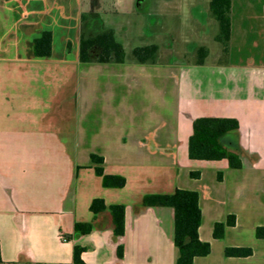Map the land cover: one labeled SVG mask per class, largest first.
<instances>
[{
	"label": "crops",
	"instance_id": "obj_1",
	"mask_svg": "<svg viewBox=\"0 0 264 264\" xmlns=\"http://www.w3.org/2000/svg\"><path fill=\"white\" fill-rule=\"evenodd\" d=\"M86 1L0 0L2 260L75 264L79 246L83 264H176L172 210L146 208L142 201L180 189L199 194V236L211 246L194 264H264V239L256 238L264 227V0H232L227 54L216 40L211 0H147L152 29L164 42L187 46L183 55L207 48L203 65L179 62L169 52L174 58L164 62L161 50L156 64L136 62L128 47L141 39L142 46H159L156 36L145 42L129 26H106L102 0H90L88 9ZM139 2L124 1L133 7L128 19L141 14ZM84 16H99L124 41V63L80 62ZM43 32L52 33L49 57L34 54ZM200 118L239 122L234 137L241 169L227 160L189 158ZM93 155L103 158L106 175L124 177L126 185L103 187ZM97 198L125 206L124 236L114 235L109 212L94 220L90 205ZM228 216H235V226L216 239L215 225ZM76 223L96 229L80 235ZM230 247L253 254L226 257Z\"/></svg>",
	"mask_w": 264,
	"mask_h": 264
},
{
	"label": "trees",
	"instance_id": "obj_2",
	"mask_svg": "<svg viewBox=\"0 0 264 264\" xmlns=\"http://www.w3.org/2000/svg\"><path fill=\"white\" fill-rule=\"evenodd\" d=\"M231 8L232 0H211L210 16L219 24V33L216 40L222 44L223 53L229 51L231 37ZM52 33L43 32L34 41V54L37 57H49L52 54ZM159 46L146 45L133 50V59L140 64H156L159 61ZM209 51L205 47L197 49L195 55L196 65H203ZM79 59L82 63H124L126 52L115 36V31L105 28L96 17H83V31L80 40ZM236 119L226 118H200L194 122L193 134L189 139V158L199 161L227 160L231 169L242 168L241 148L234 135L239 130ZM95 173L102 178L105 188H123L126 179L121 176L106 175L103 169V158L92 156ZM199 174L191 173L197 177ZM142 205L146 208H168L173 212L174 220V245L178 250L176 264H194L198 257H206L211 253V246L202 242L199 229L202 223L199 194L195 191L177 189L172 194H150L143 198ZM94 220L104 213L109 212L112 218L113 233L116 237L125 234V206L114 204L107 206L103 199H94L90 205ZM236 224L235 216H228L225 223H218L214 227V237L222 239L227 227ZM96 226L93 223H76L74 231L80 235L91 233ZM256 238L264 239V227L256 230ZM84 251L79 246L74 247L75 264H83L81 254ZM253 254L250 248H226V257H249ZM118 255L123 256V247H118ZM0 264L7 263L1 258Z\"/></svg>",
	"mask_w": 264,
	"mask_h": 264
},
{
	"label": "rangeland",
	"instance_id": "obj_3",
	"mask_svg": "<svg viewBox=\"0 0 264 264\" xmlns=\"http://www.w3.org/2000/svg\"><path fill=\"white\" fill-rule=\"evenodd\" d=\"M90 0L86 1L85 5L87 7L88 3ZM125 0H102L100 3V10H102L101 12H112L113 14L109 15V18L107 19V17L105 16L104 12L103 15L105 22H106V26H117V25H123L124 27L129 26L131 27V32H133V37H137V34H142L141 36L143 38L149 39L150 36H156V40L155 42L157 44H159V50L162 51V53L166 54L165 56L162 57V60L164 62H166L167 60L169 61L170 58L172 56L179 58V62L182 63H189V62H196L197 60V56L196 55H192V54H187V55H183L184 50H187V46L185 45H179L177 42L173 41L172 39L169 41H163V39L161 38V35L159 34L160 32L157 31V29H152L153 27L155 28V20L154 18H150V16H147L146 14H144V12H147V0H139V12L141 14H136V12H132V16L131 19H128V13H126V11H128L129 9H131L132 5L130 4V6H128L126 3H124ZM133 9V7H132ZM112 10V11H111ZM114 10V11H113ZM138 12V13H139ZM96 18H100L99 16ZM103 24V21H100ZM131 22V23H129ZM129 24V25H127ZM128 27V28H129ZM152 32V33H151ZM134 34H136V36H134ZM159 34V35H157ZM157 36H159L157 38ZM133 39V38H132ZM135 40V39H134ZM140 41H144V39L142 40H138V43H134L132 47H128L129 49L132 48H137L142 46L143 44L146 43H139ZM118 42L120 43H124V41L118 39ZM194 42V41H191ZM140 44V45H139ZM127 49V51L129 50ZM160 51V52H161ZM129 54H131L130 50L128 51ZM159 52V53H160ZM174 53L172 56H167V53ZM172 57V58H174Z\"/></svg>",
	"mask_w": 264,
	"mask_h": 264
},
{
	"label": "built area",
	"instance_id": "obj_4",
	"mask_svg": "<svg viewBox=\"0 0 264 264\" xmlns=\"http://www.w3.org/2000/svg\"><path fill=\"white\" fill-rule=\"evenodd\" d=\"M62 240H63V241H68V238L62 236Z\"/></svg>",
	"mask_w": 264,
	"mask_h": 264
}]
</instances>
